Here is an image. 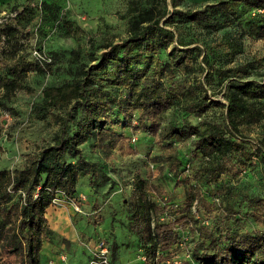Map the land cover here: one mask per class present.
Masks as SVG:
<instances>
[{"label": "trees", "instance_id": "trees-1", "mask_svg": "<svg viewBox=\"0 0 264 264\" xmlns=\"http://www.w3.org/2000/svg\"><path fill=\"white\" fill-rule=\"evenodd\" d=\"M127 9L131 20L124 39L104 44L97 61L83 70V77L42 90V101L33 107L32 113L35 116L50 113L58 128L52 142L37 145L22 167L0 168V252L13 255L14 264L42 262V242L52 233L46 208L57 191L73 195L80 174H90L91 182L99 176L95 164L81 156L80 145L92 137L98 141L108 139L107 150L120 144L119 136L104 128L108 123L107 111L118 106L123 111L126 108L135 111L132 120L137 126L157 134L158 140L165 142L168 152L163 157L172 172H177L181 164L172 139L190 138L192 150L200 157L192 169L188 170V163L185 168L182 166L187 173L179 179L186 186V215L194 219L193 208H197L213 219L195 228L199 241L192 252L195 264H264V196L247 192L237 196L226 189V196L219 203L207 201L202 194L203 187L231 172L235 164L242 166L250 159L249 144L240 131L259 122L264 115V82L241 80L249 74L246 64L220 66L211 61L210 54L217 48L224 51L231 48L230 40L221 38L210 44L198 37L187 38L178 25L192 22L207 32L237 25L239 36L250 31L264 37V0H216L197 8L171 11L167 0H128ZM250 10L262 13L251 15L245 30L240 19ZM67 29L74 34L70 22ZM1 34L9 36L11 28L7 25L0 28ZM162 51L166 58L158 60ZM191 55H201V60L192 61L195 56L190 60ZM108 66L114 70L109 72ZM196 68L203 77L163 79L165 72L177 70L188 74ZM97 73H111L114 77L108 78L109 83L125 86L127 93L122 97H106L104 78L97 77ZM214 75L229 78L224 85L222 121L201 117L212 102H219L210 98L206 88V82ZM11 83L6 73L0 74V86L10 90ZM175 103L182 111L181 119L161 126V114ZM54 108L65 109V115L53 113ZM0 110L14 111L4 101H0ZM193 118L199 120L192 122ZM72 121L74 126L70 130ZM67 155L75 161H68ZM190 180L194 184L189 185ZM151 193L160 200L163 197L159 186L135 172L126 211L128 227L141 242L144 264L167 259L168 250L180 238L175 226L182 220V217L162 220L166 206L158 204ZM242 218L252 220L255 226L244 227Z\"/></svg>", "mask_w": 264, "mask_h": 264}, {"label": "rangeland", "instance_id": "rangeland-1", "mask_svg": "<svg viewBox=\"0 0 264 264\" xmlns=\"http://www.w3.org/2000/svg\"><path fill=\"white\" fill-rule=\"evenodd\" d=\"M173 1L167 0L169 11L197 8L216 0ZM127 8L128 0H0V28L6 25L11 28L9 36L0 35V74L6 73L12 79L10 90L0 86V101L14 110H0V168L22 167L27 155L34 152L37 145L52 142L58 128L50 113L44 116L32 113L33 107L42 101V90L46 86L83 77V70L97 61L104 44L124 39L131 20ZM260 12H245L240 19L241 27L246 30V20ZM68 22L72 24L74 34L67 29ZM178 25L187 38L198 37L201 42L210 44L221 38L230 40L231 48L228 51L217 48L214 54H210L211 61L220 66L246 64L249 74L243 75L241 80L264 82V37H257L250 31L239 36L240 26L237 25L216 32L197 28L192 22ZM157 58L165 59L166 53L162 51ZM189 58L199 62L201 55ZM108 69L112 72L114 67L108 66ZM96 76L104 78L106 97H122L127 93L125 86L109 83L108 80L114 77L111 73H97ZM192 76L203 77V74L197 68L188 74L176 70L165 72L163 79H191ZM228 79L219 75L208 79V94L219 102H212L201 117L222 121L224 85ZM125 110L112 106L106 113L108 123L104 128L119 136L120 144L107 150L108 139L98 141L92 137L80 145L81 156L95 164L99 176L91 182L90 174H80L71 196L56 192L45 212L52 233L42 242L41 261L87 264L93 251L103 242L113 264H144L141 242L128 227L126 211L132 177L138 172L161 188V200L154 193L151 196L158 204L166 206L162 220L182 217L175 230L180 236H187L186 242L183 246H172L167 260L162 263L175 264L173 261L176 260L177 264L180 261L195 264L192 252L199 242L195 228L202 222H211L212 215L197 208H193L196 210L194 219L186 215V186L179 179L187 173L182 166L188 163V170L192 169L200 157L192 150L190 138L172 139L170 142L181 162L177 172H172L163 157L168 152L165 142L159 141L157 134L140 129L132 120V114L136 112ZM51 111L63 116L66 113L63 108ZM181 117L182 111L175 103L161 114L159 120L163 126L177 122ZM198 120L193 118L192 122ZM73 126L72 121L69 129ZM240 134L249 144L250 159L245 165L235 164L231 172L202 188V194L209 202L221 203L226 189H231L237 196L244 192L264 196V115L259 122L242 127ZM131 138H134L133 142ZM67 160L74 162L75 158L67 155ZM194 182L190 180L188 184ZM242 219L244 227L255 226L252 220ZM0 259L2 264H14L13 255L6 252H0Z\"/></svg>", "mask_w": 264, "mask_h": 264}, {"label": "built area", "instance_id": "built-area-1", "mask_svg": "<svg viewBox=\"0 0 264 264\" xmlns=\"http://www.w3.org/2000/svg\"><path fill=\"white\" fill-rule=\"evenodd\" d=\"M131 141H134V138H131ZM188 166V165H187ZM187 236L183 235L180 236L178 242L175 244V246H183V243L186 242ZM165 259L164 261H166ZM163 261L158 262L157 264H164ZM178 261L174 260L173 263L177 264ZM39 264H55L52 261H42ZM87 264H113L110 260L109 256V250L106 245L103 244V242H100V244L97 246L96 250L93 251L91 258L87 262Z\"/></svg>", "mask_w": 264, "mask_h": 264}, {"label": "crops", "instance_id": "crops-1", "mask_svg": "<svg viewBox=\"0 0 264 264\" xmlns=\"http://www.w3.org/2000/svg\"><path fill=\"white\" fill-rule=\"evenodd\" d=\"M47 261H49V260H47Z\"/></svg>", "mask_w": 264, "mask_h": 264}]
</instances>
